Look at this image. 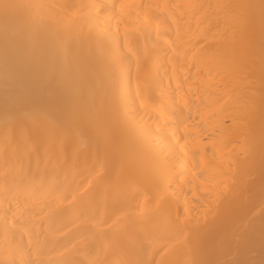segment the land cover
<instances>
[{
  "label": "snow or ice",
  "instance_id": "obj_1",
  "mask_svg": "<svg viewBox=\"0 0 264 264\" xmlns=\"http://www.w3.org/2000/svg\"><path fill=\"white\" fill-rule=\"evenodd\" d=\"M171 7L181 15L115 0H0V264H254L235 257L251 241L257 215L264 240V0ZM185 9L207 24L194 42L190 25L180 24ZM216 9L231 21L223 58L207 43L215 38ZM122 23L138 32L134 42L126 33L121 43ZM208 54L227 70V81L216 83L211 68L203 79L200 58ZM148 62L156 74L133 94V64ZM34 65L32 87L14 90ZM221 84L229 91L219 131L225 148H240L228 169L221 167L224 187L201 199L196 181L204 172L196 171L199 152L189 145L196 137L218 139L203 110ZM50 198L67 208L46 211ZM69 210L57 229L63 241L54 240L51 220ZM163 239L175 241L181 259H156ZM117 247L125 257L109 261ZM94 251L97 259L79 258ZM52 252L58 258H44Z\"/></svg>",
  "mask_w": 264,
  "mask_h": 264
},
{
  "label": "bare ground",
  "instance_id": "obj_2",
  "mask_svg": "<svg viewBox=\"0 0 264 264\" xmlns=\"http://www.w3.org/2000/svg\"><path fill=\"white\" fill-rule=\"evenodd\" d=\"M20 3H34V2H41L47 4H65V3H87L90 0H18ZM106 2L111 3L112 0H106ZM116 3H125L128 5L133 4H148V5H159L160 8L156 9L155 11L157 14L160 12L164 13V16L169 18L173 17V12H175L176 16L181 15V11L179 9H174L171 6L175 5H189V4H213V5H226V4H233L244 2V0H115ZM258 2V0H255ZM168 6V7H165ZM138 11L137 9L132 10L133 18L135 17V13ZM215 15L213 16V24L216 25L213 29L215 33V38L213 39L212 36H209L207 43L212 45L213 52L216 54V58H223L224 54L228 50L227 40L226 37L228 32L230 31L229 25L231 23L229 18V13L227 10L224 9H216ZM182 28H189L190 25V35H193V42L196 38L202 35L204 29L207 27V24L199 25L197 23V18L193 17L191 12L187 9L184 10V19L180 21ZM116 30L115 21L113 22V31ZM127 33V40L129 43L134 42L138 32L134 28H130L128 24H120V37L121 43H124L125 34ZM204 42H201V45H197V49H199ZM79 55V54H77ZM201 63L200 67L204 71V80H208L209 77L207 75L209 68L212 69V75L215 77V82L220 83L221 80L227 81V70L215 67V63H210V61H214V56L212 54H208L200 58ZM82 67L85 76L91 72V67L88 64L87 60L84 59L82 62ZM39 69L38 66H33L32 71L30 74H25L24 76L20 77L19 79L13 82V89L18 90L20 93H27L28 90L32 87L31 80L35 77L38 73ZM193 73L199 77V73H197L196 69H193ZM219 73V75L217 74ZM156 69L151 62L141 65L139 68L133 64L132 68V90L133 94L136 93L137 84L139 83L143 86L144 81L149 77L155 76ZM162 74V70H161ZM167 84V81L165 80ZM192 87H196V84L193 83ZM211 91L216 92L217 95H210L208 96V108L203 110V119L207 121L205 127L207 128L208 132L211 133L214 129L217 130L216 135L218 139L213 142L212 140L208 139H200L196 137V132L193 130V136L196 137L194 142L189 145L190 150H196L199 152V155L196 157L197 161L200 164V167L196 169L197 172L203 171L204 176L203 179L200 181H196V184L200 185L199 191L196 193L197 197L203 199L208 195L209 192L218 191L217 185L219 188H223L224 184L222 181L225 179L224 177L219 175L221 171V167L224 170L228 169V165L233 163L235 159V153L239 151L240 146L236 144L229 143L228 146L224 147V138L223 134L220 129L223 128V119L226 117V113L221 111V105L228 101V96L226 93L229 91L228 89H224L223 85L221 84L220 89H216L213 87ZM219 95L224 96V100L220 101V104H216V100L218 99ZM3 93H2V84H0V102H2ZM199 119V117H198ZM236 136H233L235 139ZM242 139V138H241ZM0 164H2V156H0ZM63 178V177H61ZM260 172L259 168H257L256 172V182H255V211L259 213V197H260ZM39 195V194H38ZM192 193L190 192V196ZM43 199V197H41ZM46 205H50L46 211L51 213L60 212L61 209L67 208V202H60L54 199H48L44 201ZM141 203L143 204L144 201L141 199ZM71 214L70 210L65 213L64 217L60 216H53L51 220V228L53 230V239L63 241V233L57 231L61 226L62 222H65L67 217ZM111 224L112 222L109 221ZM107 227V226H105ZM160 235L164 236L165 233H160ZM160 244L166 245L163 252L156 255V259H166L168 261H176L181 259V253L176 246L174 240L163 239L160 240L156 247H160ZM125 257V253L120 248H113L107 254V259L109 261H116L119 259H123ZM3 258V257H0ZM45 259L48 258H58V253L52 252L49 255L44 257ZM80 259H83L87 262L89 259H97V254L94 251L91 256L87 255L85 252H81ZM237 259L254 262V264H260L261 260H264V240L261 237V224L259 216L257 215L256 221V228L254 235L251 241L243 246L240 247L238 254L236 255ZM99 259H105V255L100 253Z\"/></svg>",
  "mask_w": 264,
  "mask_h": 264
}]
</instances>
